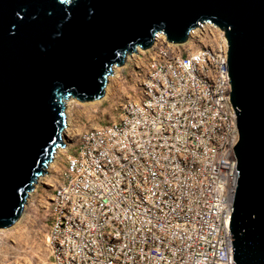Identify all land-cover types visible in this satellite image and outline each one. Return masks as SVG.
<instances>
[{
    "label": "built area",
    "instance_id": "obj_1",
    "mask_svg": "<svg viewBox=\"0 0 264 264\" xmlns=\"http://www.w3.org/2000/svg\"><path fill=\"white\" fill-rule=\"evenodd\" d=\"M226 51L224 30L204 20L183 43L157 32L125 56L135 95L78 133L54 180L44 238L52 264H235L239 134Z\"/></svg>",
    "mask_w": 264,
    "mask_h": 264
},
{
    "label": "water",
    "instance_id": "obj_2",
    "mask_svg": "<svg viewBox=\"0 0 264 264\" xmlns=\"http://www.w3.org/2000/svg\"><path fill=\"white\" fill-rule=\"evenodd\" d=\"M204 20L225 32L239 134L232 260L264 264V0H0V228L63 146L65 99L100 98L128 53L157 32L183 43Z\"/></svg>",
    "mask_w": 264,
    "mask_h": 264
},
{
    "label": "rangeland",
    "instance_id": "obj_3",
    "mask_svg": "<svg viewBox=\"0 0 264 264\" xmlns=\"http://www.w3.org/2000/svg\"><path fill=\"white\" fill-rule=\"evenodd\" d=\"M198 45L200 42H189L179 45L176 50L186 53ZM132 61L117 65V71H112L108 76L104 94L100 98L91 101H79L72 97L65 99L63 146L55 149L45 171L37 177L18 220L0 228V264H52L45 250L44 238L50 221L46 207L57 172L63 166L65 156L71 152L80 131L108 122L117 113L115 104L135 95L136 77L133 75Z\"/></svg>",
    "mask_w": 264,
    "mask_h": 264
},
{
    "label": "bare ground",
    "instance_id": "obj_4",
    "mask_svg": "<svg viewBox=\"0 0 264 264\" xmlns=\"http://www.w3.org/2000/svg\"><path fill=\"white\" fill-rule=\"evenodd\" d=\"M117 69H118L117 66H114V67H113V71H114V72H116ZM108 85H109V84H108ZM105 91H107V86H106V90H105ZM105 93H106V92H105ZM67 113H68V112H67ZM67 123H68V122H67ZM58 151H59V149H58ZM55 157H56V155H55Z\"/></svg>",
    "mask_w": 264,
    "mask_h": 264
}]
</instances>
